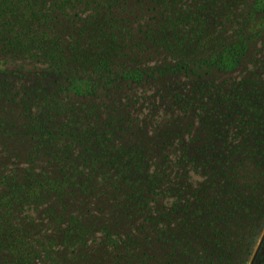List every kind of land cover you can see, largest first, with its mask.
<instances>
[{"label":"trees","instance_id":"trees-1","mask_svg":"<svg viewBox=\"0 0 264 264\" xmlns=\"http://www.w3.org/2000/svg\"><path fill=\"white\" fill-rule=\"evenodd\" d=\"M129 1L0 0V264H244L264 228V0Z\"/></svg>","mask_w":264,"mask_h":264},{"label":"rangeland","instance_id":"rangeland-1","mask_svg":"<svg viewBox=\"0 0 264 264\" xmlns=\"http://www.w3.org/2000/svg\"><path fill=\"white\" fill-rule=\"evenodd\" d=\"M127 1H128L127 2L128 6H126V7L129 8L130 10H134L133 6L131 5V2L129 0H127ZM131 1H134V0H131ZM155 1L156 0H138V3L141 2V6H142V7H140V9H142V10L139 12V18H138L139 20L142 19V21H144L146 24L150 25L152 22H157V20L161 18L157 13H156V16L154 18H151L154 16V13L152 11H146V8L148 6H153L155 4ZM221 1L233 2V3L237 4L236 9H239V7L243 6V3L246 0H221ZM120 4H121V0L119 3H115V8L119 7ZM205 6L206 7H204L202 9V13L207 16V19H209L210 17H218L220 15V12L218 11L217 7L215 8V6H217L215 3V0H209V1L205 2ZM262 15H264V13L258 12V14H256L254 16L252 22L251 21L249 22L250 25H249L248 30H247V32H248L247 35H249V36H247V38H245L246 44H247L246 53L243 56L242 62L238 63V66H237L238 70L242 66H244L248 62V60H250V63H251V60L255 58L254 49L257 46H259V44L261 42L260 39L263 36L262 34L264 31V25L261 24L263 22V20L261 19ZM149 25L146 27H149ZM250 30H253V32H251ZM259 56L260 55H256V57H259ZM158 66H161V65H158ZM261 73H264V70L261 71ZM123 82L126 83V81H123ZM217 211H219V210H217ZM263 237H264V228L261 231L260 236H259L257 242L255 243V246L251 250L250 255L248 256V258L244 264H253V261L256 257V254H257V252L261 246V242H262ZM152 244H154L156 246L157 242L153 241Z\"/></svg>","mask_w":264,"mask_h":264}]
</instances>
